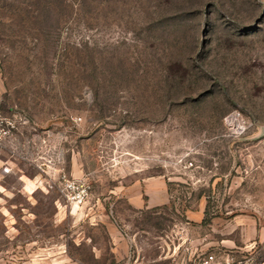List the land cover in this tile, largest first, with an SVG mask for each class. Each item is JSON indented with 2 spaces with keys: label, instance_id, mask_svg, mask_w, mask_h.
I'll use <instances>...</instances> for the list:
<instances>
[{
  "label": "rangeland",
  "instance_id": "1",
  "mask_svg": "<svg viewBox=\"0 0 264 264\" xmlns=\"http://www.w3.org/2000/svg\"><path fill=\"white\" fill-rule=\"evenodd\" d=\"M14 112L92 194L0 147V264H264V0H0Z\"/></svg>",
  "mask_w": 264,
  "mask_h": 264
},
{
  "label": "built area",
  "instance_id": "2",
  "mask_svg": "<svg viewBox=\"0 0 264 264\" xmlns=\"http://www.w3.org/2000/svg\"><path fill=\"white\" fill-rule=\"evenodd\" d=\"M27 122L21 113H0V147L44 174L45 185L55 188L65 202L79 209L85 208L92 194L89 178L74 176L66 170L64 151L56 144H49L47 137L25 135L23 126ZM188 259L191 261L188 264H254L250 257H236L225 250L197 253Z\"/></svg>",
  "mask_w": 264,
  "mask_h": 264
},
{
  "label": "crops",
  "instance_id": "3",
  "mask_svg": "<svg viewBox=\"0 0 264 264\" xmlns=\"http://www.w3.org/2000/svg\"><path fill=\"white\" fill-rule=\"evenodd\" d=\"M71 173H72V172H71ZM148 181H150V180H148ZM153 196H154L155 198L157 197L155 193H153ZM151 205H153V204H151Z\"/></svg>",
  "mask_w": 264,
  "mask_h": 264
},
{
  "label": "bare ground",
  "instance_id": "4",
  "mask_svg": "<svg viewBox=\"0 0 264 264\" xmlns=\"http://www.w3.org/2000/svg\"><path fill=\"white\" fill-rule=\"evenodd\" d=\"M75 207V206H74Z\"/></svg>",
  "mask_w": 264,
  "mask_h": 264
}]
</instances>
